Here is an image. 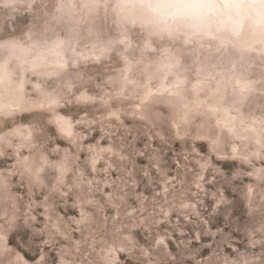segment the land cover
<instances>
[{"label": "rangeland", "instance_id": "374dc122", "mask_svg": "<svg viewBox=\"0 0 264 264\" xmlns=\"http://www.w3.org/2000/svg\"><path fill=\"white\" fill-rule=\"evenodd\" d=\"M143 3L0 0V264H264V36Z\"/></svg>", "mask_w": 264, "mask_h": 264}, {"label": "clouds", "instance_id": "9594fccd", "mask_svg": "<svg viewBox=\"0 0 264 264\" xmlns=\"http://www.w3.org/2000/svg\"><path fill=\"white\" fill-rule=\"evenodd\" d=\"M146 9V25L162 26L161 30L169 31L178 22L199 32L205 25L210 14L223 28L238 26V18L243 8H253L255 5L244 4L241 0H144ZM261 13L255 22L264 24V3L259 5Z\"/></svg>", "mask_w": 264, "mask_h": 264}, {"label": "bare ground", "instance_id": "6f19581e", "mask_svg": "<svg viewBox=\"0 0 264 264\" xmlns=\"http://www.w3.org/2000/svg\"><path fill=\"white\" fill-rule=\"evenodd\" d=\"M241 2L244 4L255 5V7L243 8L240 10L238 18L240 19L241 22L239 23L238 26H233L232 28H223L216 22L215 16L210 14L207 18L205 25L201 26L200 31L201 32L204 31L206 35L210 34L213 36H220V37H223L221 36L222 35L221 32L223 30H224L223 33L226 32L227 34H230V36L234 35L236 37L241 34V37H238L239 38L238 41L243 46H247L254 41L261 40L264 36V24L255 22L254 18L256 19L259 18V15L261 13V9L259 5L261 3H264V0H241ZM122 5L123 3L118 4V6H122ZM179 23L181 22H178L176 25H178ZM181 24H184V23H181ZM184 31H186L187 33H197L190 27H186ZM2 70L4 71V68H2ZM2 77H5V74L2 75ZM12 100L13 99L8 98V99H5V101L0 104L5 106L8 103H10ZM14 100H17V99L14 98Z\"/></svg>", "mask_w": 264, "mask_h": 264}]
</instances>
